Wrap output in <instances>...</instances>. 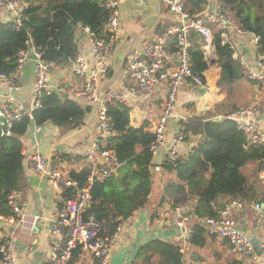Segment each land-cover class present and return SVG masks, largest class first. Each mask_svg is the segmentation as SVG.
<instances>
[{
  "label": "trees",
  "instance_id": "16d2710c",
  "mask_svg": "<svg viewBox=\"0 0 264 264\" xmlns=\"http://www.w3.org/2000/svg\"><path fill=\"white\" fill-rule=\"evenodd\" d=\"M107 0H25L26 7L15 21L0 24V74L14 82L16 55L32 46L42 60L64 67L72 63L77 53V32L88 29L99 40L107 41L104 33L108 12ZM221 10L236 28L258 38L257 52L264 56V0H216ZM189 19L209 8L208 0H187ZM201 36L189 32L188 55L191 71L203 79L208 69L201 51ZM213 50L219 70L217 86L222 92L242 78V69L233 59V51L224 43L218 31H213ZM204 80V79H203ZM130 109L120 103L107 106L106 117L113 136L106 148L114 151L121 168L115 176L92 184L91 202L86 216L102 225L101 234L111 236L116 228L134 213L144 208L152 189V158L149 150L154 136L145 126L133 128ZM34 123H52L61 130L80 127L85 109L59 94L43 96L41 107L33 112ZM30 122L23 118L11 125L9 136L0 133V218L12 216L8 197L22 186L23 155L20 138ZM185 140L197 139L195 145L179 156L175 163H164L163 169L174 176L164 188V197H188L195 200L190 212L197 222L191 224L189 244L202 247L205 232L198 220L212 218L230 200H249L252 187L241 169L257 163L255 172L264 164V147H247L246 136L227 118L192 116L179 122ZM79 187L86 184V173L71 172ZM71 196L70 194L64 197ZM179 201H175V204ZM73 251V257L79 255ZM71 259V261H72ZM70 261V262H71ZM131 264H185L181 247L162 240H151L139 248Z\"/></svg>",
  "mask_w": 264,
  "mask_h": 264
},
{
  "label": "crops",
  "instance_id": "0c3cea01",
  "mask_svg": "<svg viewBox=\"0 0 264 264\" xmlns=\"http://www.w3.org/2000/svg\"><path fill=\"white\" fill-rule=\"evenodd\" d=\"M116 1L122 33L109 52L106 76L98 82L97 89L100 95L106 90L117 93L134 91L136 84L126 74V54L141 51L145 42L153 39L155 34L160 32L166 34L172 25L179 24L177 17L170 14L158 1ZM182 1L187 12V0ZM208 3V10L218 6L216 0H208ZM11 20L10 13L0 9V23ZM228 36L239 56L242 57L244 65L252 68L257 49L250 42V35H239L229 31ZM77 45L76 55L81 56L90 66H93L94 58L88 36L83 28L78 29ZM166 51L172 56L169 66H173L177 61L173 37H167ZM233 59L236 61L234 56ZM71 69L72 63L53 68L50 73V85L59 90L62 97L66 96L67 99L75 101L85 109L82 125L70 130L57 128L56 131L55 125L52 123L46 125V123L38 134H34L32 125H29L25 135L20 138L22 152H24L23 175L21 189L16 193L15 198L21 215L19 222H12L6 227L0 224V238L3 237L6 229L15 230V264H45L46 257L55 244L51 234L50 216L60 205V197L47 178L38 175L30 167L28 155L38 152L60 168L70 172H80L84 164L83 153L94 137L95 108L89 102L76 97L82 81L72 76ZM34 74V61L27 60L13 77L14 82L20 87L18 98L24 105H29L32 99L31 85ZM218 75L219 70L215 63L203 73L204 88H198L189 81L181 84L177 95L175 118L169 122L165 148L160 149L152 158L153 185L148 202L144 208L119 225L118 238L109 264H131L139 248L155 239L180 246L185 264H264V255L260 249L264 241V212L256 213L253 210L254 204L264 207V184L259 180V172H255L257 163H248L241 169L252 189L250 199L243 200V209L234 214L237 228L245 233L253 245L255 255L259 258L257 262L232 254L227 241L217 237L205 235L206 241L202 247L196 248L190 244L183 247L182 241L187 227H177L175 209L188 213L194 207L195 200L188 197H164V188L170 181L175 182L174 176L163 169L166 148L171 145L172 136L180 121L192 116L225 117L241 108L257 105L261 109V114L257 118L258 124L264 128V86H257L242 74V78L234 83L230 90L222 92L217 86ZM3 94L4 91L0 87V97ZM165 96L166 86L162 85L156 86L154 90L147 92L141 98H130L127 104L130 109V126L133 128L145 126L152 133ZM196 141L197 139H189L180 144L177 148L179 155L189 152ZM176 200L179 204H175ZM198 221L200 223L201 220ZM195 222L197 221L193 220L191 224ZM69 264H96V261L79 252V255L73 257Z\"/></svg>",
  "mask_w": 264,
  "mask_h": 264
},
{
  "label": "built area",
  "instance_id": "2783aa9c",
  "mask_svg": "<svg viewBox=\"0 0 264 264\" xmlns=\"http://www.w3.org/2000/svg\"><path fill=\"white\" fill-rule=\"evenodd\" d=\"M163 4L168 12L175 15L179 21L178 25H172L166 34L157 33L153 39L145 42L141 51H132L125 56V69L127 76L136 84L132 92L117 93L106 90L99 94L98 82L106 76V63L108 55L114 44L120 39L122 27L116 0H107L104 4L108 12L104 33L108 40L103 41L85 29L88 36V43L94 58L93 66H90L81 56L75 55L72 62V76L81 80V86L76 92V97L83 99L95 108L96 121L94 126V137L88 149L83 153L84 164L82 170L86 173V184L79 187L78 182L71 178V172L60 168L51 160H48L38 152L28 155V162L32 170L38 175L49 179L50 184L60 197V205L50 216L51 234L55 244L46 257L45 264H69L73 251L79 249L82 254L90 256L96 264H109L111 253L114 248L120 227L110 237H102V226L92 216H86V210L90 205L91 198L89 190L95 182H102L115 176L121 168L113 150L106 148L108 140L113 136L112 126L106 117L107 106L111 103H120L127 106L130 98H141L156 86H166V96L161 112L157 116L153 128L154 140L149 150L154 156L160 149L165 148L168 136L169 122L175 118L177 95L181 84L189 81L198 88H204V80L195 76L191 71L190 57L188 55L189 32L195 31L201 36V51L207 66L216 63L213 50V31H218L224 43H227L233 51V56L239 63L242 74L254 84L264 86V56L257 52L253 67L244 65L242 57L232 44L228 32L236 34L244 33L235 27L230 18L219 6L207 10L203 15L189 19L182 0H155ZM26 7L25 0H0V9H5L12 17L11 21L19 25V17ZM1 24V23H0ZM250 42L258 45V38L252 34ZM167 37L174 38L177 61L169 66L172 59L167 51ZM35 56V74L31 85L32 99L29 105H24L18 98L20 87L8 77L0 74V87L4 94L0 97V112L7 119L9 128L15 122L23 118L28 119L33 127L34 134L41 132L42 127L34 123L33 112L41 107V98L52 94H61L59 90L50 85V73L56 66L42 60L40 54L32 47L19 51L16 55V72L24 62ZM15 72V74H16ZM14 74V75H15ZM261 109L257 105L241 108L237 112L225 117H215V120L227 118L233 121L238 129L246 136L244 148L264 147V128L260 127L257 118ZM185 134L181 126H178L172 136L171 145L166 148L165 162L173 164L179 158L178 146L185 142ZM24 156V152H22ZM81 170V171H82ZM80 171V172H81ZM259 180L264 184V164L259 172ZM70 193L71 196L64 197ZM16 193L8 197V206L13 216L0 218V224L6 225L12 222H19L20 210L16 203ZM244 203L238 200H230L226 205L217 210L216 215L207 218L201 226L209 236H214L227 241L230 252L242 258H249L257 262L253 245L249 238L237 229L234 220L236 211L242 210ZM256 212H264V207L254 205ZM177 214V227H187L182 246L189 245L191 236V221L194 218L182 215L180 209H175ZM15 230L6 229L5 234L0 238V264H15ZM264 255V241L260 246Z\"/></svg>",
  "mask_w": 264,
  "mask_h": 264
},
{
  "label": "water",
  "instance_id": "95a60500",
  "mask_svg": "<svg viewBox=\"0 0 264 264\" xmlns=\"http://www.w3.org/2000/svg\"><path fill=\"white\" fill-rule=\"evenodd\" d=\"M31 60L35 59V56L30 57ZM66 98V96H63ZM46 125H50V123H47ZM9 125L7 119L1 114L0 112V133L2 136H9ZM55 130L57 131V127H55ZM248 235V234H247Z\"/></svg>",
  "mask_w": 264,
  "mask_h": 264
},
{
  "label": "bare ground",
  "instance_id": "6f19581e",
  "mask_svg": "<svg viewBox=\"0 0 264 264\" xmlns=\"http://www.w3.org/2000/svg\"><path fill=\"white\" fill-rule=\"evenodd\" d=\"M154 140V139H153ZM164 163H166V162H164ZM261 170V169H260ZM47 178V177H46ZM47 180H48V182L50 183V181H49V179L47 178ZM53 187V186H52ZM66 194H70V193H66ZM66 194H64V195H66ZM71 195V194H70ZM67 197V196H66ZM238 201H241V202H243V200H238ZM17 203V202H16ZM61 204V203H60ZM226 205V203L221 207V208H223L224 206ZM255 205V204H254ZM254 207V206H253ZM10 208V207H9ZM221 208H219V209H221ZM11 210V209H10ZM20 210V209H19ZM253 210H254V208H253ZM254 212H256L255 210H254ZM256 213H259V212H256ZM11 214H12V212H11ZM20 215H21V211H20ZM182 215H184V216H189V214L188 213H185L184 211H183V213H182ZM12 216L14 217V215L12 214ZM3 218H5V217H3ZM207 219V218H206ZM205 219H203V220H201L202 222L204 221ZM1 225L2 226H4V227H6V223H1ZM102 226V225H101ZM203 227V226H202ZM203 229H204V227H203ZM238 229V228H237ZM239 230V229H238ZM239 231H241V230H239ZM204 232H205V229H204ZM242 232V231H241ZM245 234V233H244ZM205 235H207V236H209L206 232H205ZM102 237H106V236H103V235H101ZM112 236V235H111ZM108 237H110V236H108ZM184 237H185V235H184ZM212 237H214V236H212ZM250 241V240H249ZM251 243V242H250Z\"/></svg>",
  "mask_w": 264,
  "mask_h": 264
}]
</instances>
